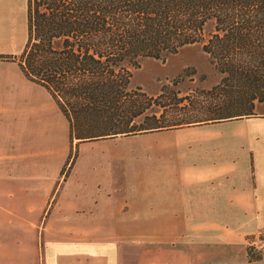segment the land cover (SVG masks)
Segmentation results:
<instances>
[{"label": "crops", "instance_id": "0c3cea01", "mask_svg": "<svg viewBox=\"0 0 264 264\" xmlns=\"http://www.w3.org/2000/svg\"><path fill=\"white\" fill-rule=\"evenodd\" d=\"M27 1L0 0V116H10L8 129L0 122V264H264V250L251 261L247 243L264 238V118L233 120L224 160L204 152L185 172L158 165L133 219L125 176L81 154L129 136H72L51 94L18 65Z\"/></svg>", "mask_w": 264, "mask_h": 264}, {"label": "trees", "instance_id": "16d2710c", "mask_svg": "<svg viewBox=\"0 0 264 264\" xmlns=\"http://www.w3.org/2000/svg\"><path fill=\"white\" fill-rule=\"evenodd\" d=\"M27 26L18 65L51 94L72 136L146 135L264 109V0H28ZM194 45L221 76L208 119L188 116L203 106L190 96L132 87L143 60Z\"/></svg>", "mask_w": 264, "mask_h": 264}, {"label": "rangeland", "instance_id": "374dc122", "mask_svg": "<svg viewBox=\"0 0 264 264\" xmlns=\"http://www.w3.org/2000/svg\"><path fill=\"white\" fill-rule=\"evenodd\" d=\"M220 79L221 76L210 64L201 46L194 45L183 48L178 54L170 56L166 60H143L140 68L133 72L132 87H140L150 96L161 94L162 91L177 93L179 98L190 96L193 102L199 103V106L203 104V106L202 109L193 111L194 113L189 112L188 116L208 119L212 117L209 113L212 103L211 91L218 85ZM21 81L10 79L6 82L11 83L10 88H18L22 92L24 84ZM4 82L3 79V84ZM31 85L40 88L34 84ZM27 101L28 99H21L20 103L26 104ZM162 103L168 104V100L164 99ZM189 104V101H185L182 105ZM258 113L256 118H264L263 108ZM170 114L172 116L169 119L176 118V110L171 111ZM0 118L2 128L8 129L10 116L3 114ZM234 123L233 120L209 122L203 124L210 125L207 128H195L201 126L192 125L164 131L165 134L161 135L129 136L127 139L113 141L110 146L106 145L107 142H98L88 150L89 155L86 150H81V154L83 151L82 155L86 159L88 157L89 160H93L94 164L101 165L109 160V165L121 171V176H125V180H121V182L125 181V185H130L131 205L136 209L140 200L143 201L139 199L141 195L153 192V189L148 190L145 187H153L156 170L162 162L173 166L174 172L178 170L185 172L189 162L197 160L194 158V156H198L197 154L202 156L205 152L208 159L224 160V155H228L225 153H231L234 149L236 132ZM79 152L78 148H73L68 166L74 164ZM108 152L109 155H112L111 159L106 156ZM116 169L115 174L118 176ZM137 209L132 211L133 219L139 216Z\"/></svg>", "mask_w": 264, "mask_h": 264}, {"label": "built area", "instance_id": "2783aa9c", "mask_svg": "<svg viewBox=\"0 0 264 264\" xmlns=\"http://www.w3.org/2000/svg\"><path fill=\"white\" fill-rule=\"evenodd\" d=\"M263 235H260L258 238H250L247 240L248 249L252 251V253H260L264 250V238Z\"/></svg>", "mask_w": 264, "mask_h": 264}]
</instances>
